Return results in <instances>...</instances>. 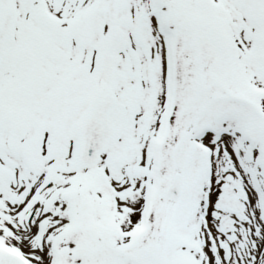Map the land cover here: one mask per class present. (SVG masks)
Instances as JSON below:
<instances>
[{
	"label": "snow or ice",
	"instance_id": "1",
	"mask_svg": "<svg viewBox=\"0 0 264 264\" xmlns=\"http://www.w3.org/2000/svg\"><path fill=\"white\" fill-rule=\"evenodd\" d=\"M0 264H264V0H0Z\"/></svg>",
	"mask_w": 264,
	"mask_h": 264
}]
</instances>
